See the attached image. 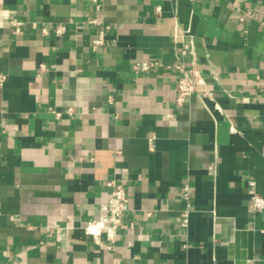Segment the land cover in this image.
Masks as SVG:
<instances>
[{
  "label": "crops",
  "instance_id": "1",
  "mask_svg": "<svg viewBox=\"0 0 264 264\" xmlns=\"http://www.w3.org/2000/svg\"><path fill=\"white\" fill-rule=\"evenodd\" d=\"M99 1L0 0V264H264V0Z\"/></svg>",
  "mask_w": 264,
  "mask_h": 264
},
{
  "label": "built area",
  "instance_id": "2",
  "mask_svg": "<svg viewBox=\"0 0 264 264\" xmlns=\"http://www.w3.org/2000/svg\"><path fill=\"white\" fill-rule=\"evenodd\" d=\"M92 2L96 5V8L100 10L102 8V4L99 0H92ZM250 12H246L241 16V22L246 24L250 18ZM93 22H98L96 18L92 19ZM14 24L17 26V29L20 30L21 22L14 20ZM103 29L100 31V37L95 39L94 46L96 47L98 44L103 42L102 39ZM183 53H186L184 50ZM162 65L159 61H141L137 62L135 68L139 71H149L153 67H157ZM170 67V66H169ZM181 67L182 66H178ZM199 70L197 68V63L195 60L192 62V68L189 71L183 70V74L179 76L178 79V96L177 100L179 102H183L188 96H191L196 90L199 83ZM215 77H218V74H214ZM111 194L108 200V203L105 207L106 212L103 214L102 219L99 224L101 228H105L110 232H115L123 223L125 215L129 209V193L127 188L122 183H117L115 181H111ZM248 193H249V210L251 212H257L264 210V197L257 191L256 181L254 179L248 180ZM184 196L188 198V188H184ZM190 210H185L183 213L181 224L185 227L188 226L189 223Z\"/></svg>",
  "mask_w": 264,
  "mask_h": 264
},
{
  "label": "water",
  "instance_id": "3",
  "mask_svg": "<svg viewBox=\"0 0 264 264\" xmlns=\"http://www.w3.org/2000/svg\"><path fill=\"white\" fill-rule=\"evenodd\" d=\"M246 232H238L236 233V238H237V241L239 240V237L241 235H245ZM250 235H252V233L250 232ZM242 247H247V253L245 252H241L238 254V257H237V261H236V264H247V259H251L253 257V251H252V241L250 242L249 246H245V244H243Z\"/></svg>",
  "mask_w": 264,
  "mask_h": 264
},
{
  "label": "bare ground",
  "instance_id": "4",
  "mask_svg": "<svg viewBox=\"0 0 264 264\" xmlns=\"http://www.w3.org/2000/svg\"><path fill=\"white\" fill-rule=\"evenodd\" d=\"M102 219V218H101Z\"/></svg>",
  "mask_w": 264,
  "mask_h": 264
}]
</instances>
